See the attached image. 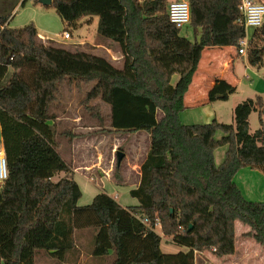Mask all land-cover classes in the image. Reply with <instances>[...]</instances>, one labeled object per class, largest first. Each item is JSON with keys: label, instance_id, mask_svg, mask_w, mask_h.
<instances>
[{"label": "trees", "instance_id": "1", "mask_svg": "<svg viewBox=\"0 0 264 264\" xmlns=\"http://www.w3.org/2000/svg\"><path fill=\"white\" fill-rule=\"evenodd\" d=\"M186 1L193 41L169 22V0H52L68 28L83 17H97V34L117 46L120 67L50 39L43 44L33 25L13 29L9 17L0 15V146L7 166L0 186V264H34L36 251L62 261L73 247L74 231L84 229H98L90 255L101 258L111 251V264H194V252L205 251L217 258L230 256L235 221L249 227L246 236L264 247V197L247 201L234 183L242 169L264 175L259 98L238 103L233 124L213 119L183 125L178 118L203 49H240L245 37L240 0ZM263 25L248 40V65L262 64ZM174 75L178 79L171 85ZM63 82L93 83L84 103L98 98L109 107L103 119L97 107L84 105L100 132L108 123L115 133L148 135L139 183L129 191L137 205L121 207L105 193L89 205H77L81 191L56 138L71 144L84 134L58 132L49 115ZM234 92L233 86L215 80L207 99L225 101ZM252 112L258 113L261 128L250 133ZM221 147L226 150L216 165L214 152ZM118 168L115 163L114 171ZM60 173L64 177L52 181ZM162 239L186 251L164 254Z\"/></svg>", "mask_w": 264, "mask_h": 264}, {"label": "rangeland", "instance_id": "2", "mask_svg": "<svg viewBox=\"0 0 264 264\" xmlns=\"http://www.w3.org/2000/svg\"><path fill=\"white\" fill-rule=\"evenodd\" d=\"M169 1H180V0H169ZM24 3V4H23ZM23 4V6H21ZM0 15H7L8 25L10 28L18 29L26 25H33L36 31L39 34L51 38V40L57 42L55 44L69 50L75 48L79 50L86 51L91 54H95L101 57H105L109 61V55L106 52V49L114 52L116 58L120 57V54H116L118 51L117 46L109 41L105 40L98 36L97 34V25L95 19L88 18L83 19L80 23H77L75 26L68 28L55 13V10L52 6L43 7L38 3H35L33 0H0ZM65 30H68L70 34L69 41H62L58 36ZM251 35V30L247 32V36ZM180 36L187 38L190 41H193V30L187 25L180 30ZM37 40L43 44L51 42L48 39L42 40L37 36ZM59 43V44H58ZM219 59L227 58L228 52H217L216 53ZM262 64L259 66L248 65L247 69L241 67H236L234 71V77L238 80V84H235V92L228 100L222 101L217 100L213 104L205 105L203 111L206 113L213 112L221 117V123L224 124H233V115L232 109L234 105L240 103L246 99H252L255 101L256 96H261L264 99V57L262 58ZM116 67L121 66V60L111 61ZM228 77V74H225ZM93 83L90 84H68L63 82L57 89L55 94V100L49 106V115L60 120V124L57 123V131L60 132L67 128L75 126L76 128L80 125H93L97 123L94 120H91L87 111L85 110L84 105L88 107H97L99 115L103 119H107L109 115V107L106 104H103L98 98L91 100L88 103L85 102V96L87 92L92 87ZM86 106V107H87ZM202 112V111H201ZM160 116V115H159ZM264 120V114H262ZM249 128L253 133L254 131L261 128L258 113L252 112L249 116ZM213 120L211 118L208 123ZM201 122L198 124H203V118H200ZM73 128V127H72ZM80 128V127H79ZM77 130V129H76ZM75 131L74 133L80 132L82 134L85 131ZM95 132L79 137L75 141L73 146H76L72 154L74 157L70 156V145L67 143V139L60 138L57 136V141L60 144L59 154L60 156L71 165L72 171L75 169L77 172L73 174V180L79 186L81 191V197L77 202L78 206L89 205L95 195L98 193H105L109 197L115 199L120 206L122 207H132L137 205L136 199H133L129 195V191L134 189L132 185H123L117 183L114 180L119 178L121 174L119 168L114 171L116 159L113 154L119 149L111 151V148L108 145V142L105 143L104 139L101 140L102 136L99 134L97 136L93 135ZM93 135V136H92ZM79 136V135H76ZM220 135H217L218 138ZM88 137V138H84ZM134 145L136 148H134ZM108 147H110L108 149ZM120 152H125L127 158L123 157L121 163L125 167L127 164L132 167L135 155H139L138 163L143 160L144 154L147 150V142L145 138L138 137V143L134 138L130 139V142L123 144ZM135 149L137 154L135 153ZM109 150V151H108ZM226 148H218L214 152L216 165H219L224 157ZM70 151V152H69ZM97 151H100L98 155ZM143 156V157H142ZM68 158L72 161H68ZM101 163H100V162ZM99 162V168L92 169L91 171H83L84 167H88L92 164ZM127 162H131L127 163ZM111 166V171L106 177V168ZM101 173V175H99ZM64 177V174H57L53 179L55 182ZM129 178L128 184H133L135 180L133 179L134 174ZM234 181L239 187L242 196L247 201L257 203L261 202L264 197V175L259 171H254L249 168L240 170ZM262 188H261V187ZM237 224H234V253L230 255L225 260L215 261L214 256L205 251L203 253L197 254L194 256V264H264V247L257 244L251 236H246L250 231L249 227L241 224L239 221H236ZM155 231L159 233V228L156 227ZM84 235H76L75 241L79 247L78 257L75 254H69L64 261H56L49 257L43 251H36L33 258L34 264H105L102 259H91V241L93 240L91 231L84 230ZM161 250L166 251V244L161 242ZM169 247L178 248L175 245H170ZM175 251H178L174 249ZM173 251V250H172ZM112 254V253H111ZM77 257V258H76ZM108 264V263H107Z\"/></svg>", "mask_w": 264, "mask_h": 264}, {"label": "crops", "instance_id": "3", "mask_svg": "<svg viewBox=\"0 0 264 264\" xmlns=\"http://www.w3.org/2000/svg\"><path fill=\"white\" fill-rule=\"evenodd\" d=\"M255 1L264 2V0H255ZM88 18H93V19H95V21H97V17H94V16L89 17L88 16V17L81 18L77 23H80L81 20L88 19ZM96 25H97V22H96ZM8 27H9V25H8ZM65 31L68 32V30H65ZM252 32L253 31L251 30V34H252ZM36 33L39 36H44L42 34H39L37 31H36ZM44 37H47V36H44ZM48 39L51 40V38H48ZM55 43H57V42H55ZM225 51L228 52L227 58L219 59V57H218V55L216 53L217 52H219V53L220 52H225ZM106 52L109 55V59L111 61L114 62V61H117V60H119V61L121 60V56L119 58H116V56L114 55V52H112L111 50L106 49ZM116 54H119V52L117 51ZM238 66L241 67L242 70L243 69H247L248 62H247L246 54H244V55L238 54L235 48H233V47H221V48H219V47H211V48H204L203 51L201 52L200 60H199L198 65L196 67V71L194 72V74L192 76L191 83L188 86V89H187V91L185 92V94L183 96V105L185 107V110L182 111L178 115V118H179L180 123L183 124V125H202V124H198L199 122H201V121H199L200 118H203V120H204V121H202L203 124H208V122H209V120L211 118H213L217 122L221 123V121H220L221 120V117L220 116L216 115L214 113V111L213 112H209V113H207V112L205 113L203 111V107L205 105H209L210 103L211 104L215 103V102H208V99H207L208 92L213 87V84H214L215 80H223V81H225L226 83H228L231 86H234L235 84H238V80H236L235 77H234L235 68L238 67ZM225 74H228V77H226ZM177 79H178V76L177 75L172 76V78H171V85H174L176 83ZM232 95H230V96H232ZM230 96H228L227 100L229 99ZM255 96H256V99L259 98V102L261 104V107L264 108V99H263V97L258 96V95H255ZM236 105H234V107ZM234 107H233V109H234ZM233 109H232V113H233ZM55 121H56V124L57 123L60 124V120L58 118H55ZM260 121H261V123H262V125L264 127V120H263L262 116L260 118ZM108 125H109L108 123H106L104 125V128H106V129H104L105 131H103V132H100V130L97 127L96 124H93V125H80L77 128L75 126H72L73 128L71 127V128H67L65 130H72L73 133L75 131H77V130L78 131L82 130V131H85V132L82 133L84 135H88L89 132H96L93 135L97 136L99 134L100 136H102L101 140L104 139L105 143L108 142V145L110 147H112L110 153L112 152V150H115V149L121 150L120 149V148H122L121 146L124 143L125 144L129 143L131 138H134L136 140V143H138V137L139 136H140V138H145L146 139V142H147V150H148L149 137H148L147 134H145V133H132V134L131 133H126V134H119V133L113 132L112 130H109ZM248 128H249V119H248ZM249 132L252 133L250 131V128H249ZM76 134H80V132H77ZM84 138H88V137H84ZM76 140H78V139H74L72 141V143L69 144L70 145V151L71 150L74 151L73 148H75L76 146H73V145H74V143H75ZM110 147H108V149ZM134 148H136L135 145H134ZM147 150H146V153H147ZM72 151L70 152V156L71 157H74V154H72ZM99 152L100 151H97L96 154L98 155ZM116 152L117 151L115 150V152L113 154L115 155ZM135 153L137 154L136 149H135ZM146 153L144 154V157L142 156L143 157V160H144V158L146 156ZM123 154H124V158L125 157L127 158V154L125 152H123ZM135 156H137V157H134L132 165H131V162H127V163H130V165L132 167H130L128 164L125 167H123L122 166V163H120V165H119V171H120L121 174L119 175V181L114 180L115 182L121 183L123 185H132V186H134V188L137 187V185L139 183V176H140L139 166L143 162V160L140 163H138V160H136V158L138 159L141 156H139V155H135ZM69 160L72 161L71 158L70 159L68 158V161ZM99 162H97L95 164H92V165H90L88 167L80 168V169H83V171H85V172L86 171L87 172L88 171H91L92 169L99 168L100 163H101V162L100 163ZM110 171H111V166L108 167V169L106 168V174L109 173ZM75 172H77L76 169L73 171V174H75ZM102 173L104 174V172H102ZM132 173L134 174L133 179L135 180V182H133V184H128V181L127 180H129V178H131L130 176L132 175ZM99 175H101V173H99ZM234 179H235V177H234ZM52 181L55 182L54 179H52ZM234 183L236 184L235 181H234ZM234 224H237V222L235 221ZM84 230L91 231V234L89 236L92 235V238L98 232V229H93V230H91V229H84ZM84 230L74 231V233H73V247H72L71 250H69V251H67L65 253V256L63 258V261H64V259L67 256H69V254H75L78 257L79 247L76 244L75 236L77 234L79 236L81 234L84 235V233H85ZM234 233H235V231H234ZM85 235H86V233H85ZM90 241H91V246H92V240H90ZM161 242H163L164 244L167 245L166 246V249H167L166 251L161 250V247H160V251L162 253H164V254H176L178 252H185L186 251V249L183 248V247L180 248L179 250H178V248L169 247L170 245H173V244L167 243L164 239H162ZM161 242H160V244H161ZM174 249H176L178 251H175ZM234 249H235V247H234ZM111 253L112 252L109 251L106 256L101 257V258H94L91 255L89 257L91 259H102L103 261H105L104 262L105 264H107V263L108 264H111V262L113 260V253L112 254ZM196 256H197V254H196ZM228 257L229 256H224V257L217 258V257L214 256V260L215 261L225 260ZM195 258H194V262H195ZM77 264H80V263L78 262Z\"/></svg>", "mask_w": 264, "mask_h": 264}, {"label": "built area", "instance_id": "4", "mask_svg": "<svg viewBox=\"0 0 264 264\" xmlns=\"http://www.w3.org/2000/svg\"><path fill=\"white\" fill-rule=\"evenodd\" d=\"M148 0H138V2H144ZM241 15L242 22L244 25L245 37L239 42L240 49L238 54L244 55L247 47V43L250 37L247 36L249 30H256L264 24V2H259L255 0H240L238 7ZM169 22L174 25L176 29H181L188 25L190 21L189 5L186 0L171 1L167 9ZM39 39H48L44 36L37 35ZM62 41H69L70 34L64 31L58 36ZM107 177L108 174L104 173ZM7 178V166L6 158L3 148L0 146V186ZM142 223H146V220H141ZM194 252V256H196Z\"/></svg>", "mask_w": 264, "mask_h": 264}, {"label": "water", "instance_id": "5", "mask_svg": "<svg viewBox=\"0 0 264 264\" xmlns=\"http://www.w3.org/2000/svg\"><path fill=\"white\" fill-rule=\"evenodd\" d=\"M38 3L41 4L44 7L51 6L52 0H38ZM264 49V46H263ZM124 157V154L120 151H117L115 154V159H116V166L119 167L122 159Z\"/></svg>", "mask_w": 264, "mask_h": 264}]
</instances>
